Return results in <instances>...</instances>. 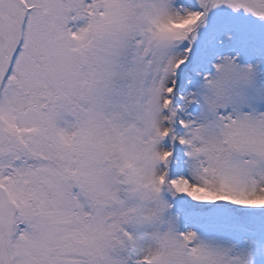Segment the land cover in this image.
I'll list each match as a JSON object with an SVG mask.
<instances>
[{
	"label": "snow or ice",
	"instance_id": "obj_1",
	"mask_svg": "<svg viewBox=\"0 0 264 264\" xmlns=\"http://www.w3.org/2000/svg\"><path fill=\"white\" fill-rule=\"evenodd\" d=\"M0 264H264V0H0Z\"/></svg>",
	"mask_w": 264,
	"mask_h": 264
}]
</instances>
